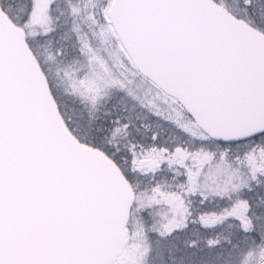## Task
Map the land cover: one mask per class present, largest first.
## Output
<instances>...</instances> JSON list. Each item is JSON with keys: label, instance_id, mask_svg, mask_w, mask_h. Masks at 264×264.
Wrapping results in <instances>:
<instances>
[{"label": "snow or ice", "instance_id": "snow-or-ice-1", "mask_svg": "<svg viewBox=\"0 0 264 264\" xmlns=\"http://www.w3.org/2000/svg\"><path fill=\"white\" fill-rule=\"evenodd\" d=\"M0 264H264V0H0Z\"/></svg>", "mask_w": 264, "mask_h": 264}]
</instances>
